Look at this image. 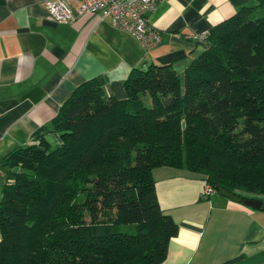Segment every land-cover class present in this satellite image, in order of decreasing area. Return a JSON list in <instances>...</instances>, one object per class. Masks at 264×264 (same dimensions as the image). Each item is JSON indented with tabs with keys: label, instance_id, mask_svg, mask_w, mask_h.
Returning <instances> with one entry per match:
<instances>
[{
	"label": "trees",
	"instance_id": "16d2710c",
	"mask_svg": "<svg viewBox=\"0 0 264 264\" xmlns=\"http://www.w3.org/2000/svg\"><path fill=\"white\" fill-rule=\"evenodd\" d=\"M205 44L182 73L131 70L122 100L103 78L82 83L3 159L0 264H161L178 226L159 207L155 168L198 174L216 195L264 196V0Z\"/></svg>",
	"mask_w": 264,
	"mask_h": 264
},
{
	"label": "crops",
	"instance_id": "0c3cea01",
	"mask_svg": "<svg viewBox=\"0 0 264 264\" xmlns=\"http://www.w3.org/2000/svg\"><path fill=\"white\" fill-rule=\"evenodd\" d=\"M47 0H5L0 6V161L34 143L75 88L103 78L106 97L125 98L133 69L171 65L182 73L206 48L210 29L252 0H155L148 24L160 33L153 48L96 15L56 23ZM49 150L59 140L48 132ZM160 209L178 226L161 264H264V196L251 209L216 193L203 196L204 178L185 170H152ZM5 186L0 177V201Z\"/></svg>",
	"mask_w": 264,
	"mask_h": 264
},
{
	"label": "built area",
	"instance_id": "2783aa9c",
	"mask_svg": "<svg viewBox=\"0 0 264 264\" xmlns=\"http://www.w3.org/2000/svg\"><path fill=\"white\" fill-rule=\"evenodd\" d=\"M156 6L155 0H47L44 7L56 23H71L78 16L96 15L113 28L130 34L142 47L148 49L161 41L160 33L148 24V15ZM5 172L0 161V177ZM215 193L206 186L203 196Z\"/></svg>",
	"mask_w": 264,
	"mask_h": 264
},
{
	"label": "water",
	"instance_id": "95a60500",
	"mask_svg": "<svg viewBox=\"0 0 264 264\" xmlns=\"http://www.w3.org/2000/svg\"><path fill=\"white\" fill-rule=\"evenodd\" d=\"M218 195L229 200V201H231V202L242 204V205H244L248 208H251V209H259L261 206V203L258 201L242 198V197L236 195L235 193H231V192L226 191L224 189H219Z\"/></svg>",
	"mask_w": 264,
	"mask_h": 264
},
{
	"label": "rangeland",
	"instance_id": "374dc122",
	"mask_svg": "<svg viewBox=\"0 0 264 264\" xmlns=\"http://www.w3.org/2000/svg\"><path fill=\"white\" fill-rule=\"evenodd\" d=\"M239 195H242V196H247L246 193H240V192H237Z\"/></svg>",
	"mask_w": 264,
	"mask_h": 264
}]
</instances>
